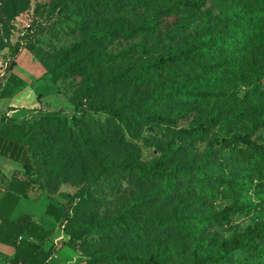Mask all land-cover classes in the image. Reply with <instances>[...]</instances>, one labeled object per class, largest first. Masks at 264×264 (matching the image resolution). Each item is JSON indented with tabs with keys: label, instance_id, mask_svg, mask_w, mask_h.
Returning <instances> with one entry per match:
<instances>
[{
	"label": "rangeland",
	"instance_id": "rangeland-1",
	"mask_svg": "<svg viewBox=\"0 0 264 264\" xmlns=\"http://www.w3.org/2000/svg\"><path fill=\"white\" fill-rule=\"evenodd\" d=\"M202 3V12H193L171 5L172 0H145L141 4L130 0H0V63L9 62L13 58L11 52L17 49L15 70L23 77L19 90L25 88L33 94L37 110L34 115L37 117L29 127L34 153L40 170L52 168L46 177V188L55 195L59 191L82 192L86 201H76L70 220L76 226L98 224L81 240L69 242L67 238L83 264H111L90 262L87 255L126 250L146 254L172 250L168 264L183 263L190 254L184 233L175 227L159 228L152 218L172 212L220 209L234 198H242L239 193L220 191L207 196L191 187L187 180L163 198L158 194L161 183L157 178H141L120 168L101 171L98 165L108 160L150 162L162 153L174 131L203 123L208 134L180 138L168 160V164L195 163L212 136L247 131L264 116V25L259 24L245 43H236L232 37L234 29L226 25L225 19L239 12H256L254 3L251 0H202ZM207 9H211L210 15H204ZM170 15L191 23L190 29L174 41L143 36L137 31L90 38L94 28L130 29L145 17ZM202 37L211 43L219 39L206 52L207 59L226 64L227 69L216 73L217 76L206 77L195 69L178 67L175 73H147L140 83L113 77L133 75L142 63ZM136 44L144 45L147 52L134 48ZM2 69L5 70V64ZM177 83L236 96L212 99L209 104L160 100L142 115L139 113L147 97ZM254 85L258 88L247 94ZM80 107L86 110L80 118L86 128L83 134L86 145L74 130L69 135L58 126L48 127L39 117L44 112L71 118ZM108 112L130 118L129 123L124 127ZM147 113L174 116L175 123L147 122L143 118ZM254 138L264 145V129L258 130ZM226 158L224 150L217 147L214 164ZM248 196L254 198L253 191ZM127 207L132 210L131 218L143 225L145 236L134 238L131 230L118 222ZM252 222L251 214H235L225 224L208 225L203 232L215 245ZM244 255L237 252L235 257Z\"/></svg>",
	"mask_w": 264,
	"mask_h": 264
},
{
	"label": "trees",
	"instance_id": "trees-1",
	"mask_svg": "<svg viewBox=\"0 0 264 264\" xmlns=\"http://www.w3.org/2000/svg\"><path fill=\"white\" fill-rule=\"evenodd\" d=\"M130 1L133 4H141L145 0ZM251 1L254 3L256 12H239L225 18L227 19L226 25L232 26L234 29L232 37L236 43H245L247 37L258 28L259 24L264 25V0ZM171 5L186 8L193 12H202L204 7L202 0H172ZM210 14L211 9L204 12V15ZM190 26L191 23L188 20L175 15L160 16L158 18L145 17L134 28L130 29L102 30L94 28L90 32V38L111 37L113 33L129 34L137 31L138 34L143 36L174 41L186 33ZM218 43V38L214 43L204 37L191 40L179 50L168 52L152 61L142 63L138 72L133 75L114 74L113 77L140 83L146 78L147 73H160L163 71L175 73L178 67L195 69L206 77L217 76L216 73L221 74L227 69L226 64L222 60L207 59L206 52ZM133 47L141 52H147L142 44H136ZM16 52L17 49L15 48L11 52L13 58L6 63L5 70L7 72L16 65ZM4 79L6 77H3L0 81V96L6 95L7 89L2 85ZM11 79L10 83L13 86L9 90L17 86L19 88L23 83L22 80H16L12 77ZM257 88V85L252 86L251 91L249 90L247 94L254 92ZM235 96L236 93L228 94L219 90L207 89L204 86H185L177 83L173 87H165L163 92H156L147 97L139 113L142 115L160 100L209 104L212 99ZM85 112L86 110L84 111L83 107H80L71 118L44 112H41L39 117L48 127L58 126L63 130L65 129L69 135L74 130L80 142L86 145L87 141L83 136L86 128L80 121L82 114L84 115ZM110 114L124 127L129 123L130 118L128 117L118 116L115 113ZM141 115H138V117L142 118ZM36 117L33 116L30 120H25L19 126H15V137L18 134L21 148L16 159L22 163V169L17 171L15 176L25 184L23 195L31 199H37L45 193L55 194L49 192L46 188L48 183L46 177L48 172H52V168L48 170L39 169V159L34 153L35 147L31 142L29 127ZM143 118L147 122L157 124L175 123L174 116L161 113H147ZM260 129H264V116L253 122L247 131L234 132L226 136H212L197 162H173L168 164L169 158L174 153L173 147L180 138L208 134L207 125L203 123L193 124L188 128H179L174 131L162 153L155 156L150 162L139 160L112 162L108 160L103 163L99 162L98 165L101 171L120 168L134 172L141 178H157L161 183L158 194L163 198L168 197L171 191L185 180L188 181L191 187L202 190L207 196L217 191L230 195L241 194L242 198H234L232 202L220 209L213 208L202 212H172L153 217L152 222L159 228L175 227L184 233L189 244L190 254L188 259L180 264H264V145L254 138V134ZM217 147L224 150L227 158L214 164L213 156ZM68 161H70L69 158ZM249 191H253L254 198L248 196ZM17 201L18 196L10 192L0 198V241L15 247L13 264L20 262L23 264H43L49 252L43 251L39 246L25 239H17L23 233L43 239L50 234V231L45 230L26 214L21 215L16 221H11L9 218ZM76 201L78 203L86 201L82 192L66 194V200L58 204L56 212L60 225L66 220L62 230L69 238V242L81 240L90 234L94 228L98 227L97 223L85 226L72 224L70 219ZM69 211H71V214H69ZM131 212V208H124L118 222L131 230L134 238H141L145 236L146 231L141 223H137L131 218ZM235 214H251L253 222L244 229L236 230L227 238L212 245L203 230L208 225L225 224ZM179 251L177 250V253ZM237 252H243L245 255L236 258L235 254ZM172 253V250L168 252L156 250L148 254L126 250L98 252L87 256L91 259L90 262L98 263L106 261L111 264H168V259Z\"/></svg>",
	"mask_w": 264,
	"mask_h": 264
},
{
	"label": "crops",
	"instance_id": "crops-1",
	"mask_svg": "<svg viewBox=\"0 0 264 264\" xmlns=\"http://www.w3.org/2000/svg\"><path fill=\"white\" fill-rule=\"evenodd\" d=\"M4 64L6 66V62L0 63V81L6 77L2 85L7 89L6 95L0 96V198L7 192L18 196L9 218L11 221H16L26 214L45 230L50 231L43 239L28 233H23L17 239H25L49 252L43 264H83L78 252L67 243V236L63 234L56 217L58 204L66 200V193L59 191L57 195L45 193L37 199L27 198L23 195L25 184L15 176V173L22 169V163L16 159L21 148L18 134L15 137V126L30 120L37 110L33 94L25 88L19 90L21 86H17L9 90L13 86L10 83L11 77L16 80H22L23 77L15 70L16 65L7 72L2 69ZM62 236L64 237L56 241ZM14 255L15 247L0 241V264H13Z\"/></svg>",
	"mask_w": 264,
	"mask_h": 264
},
{
	"label": "built area",
	"instance_id": "built-area-1",
	"mask_svg": "<svg viewBox=\"0 0 264 264\" xmlns=\"http://www.w3.org/2000/svg\"><path fill=\"white\" fill-rule=\"evenodd\" d=\"M69 214H71V211H69ZM66 222V220L60 225L61 227V230L63 229V226H64V223ZM62 232H63V230H62ZM64 234V233H63ZM64 236H62V237H59V238H57L56 239V241H58V240H60L61 238H63ZM66 238H68V237H66ZM18 264H23V263H18Z\"/></svg>",
	"mask_w": 264,
	"mask_h": 264
}]
</instances>
